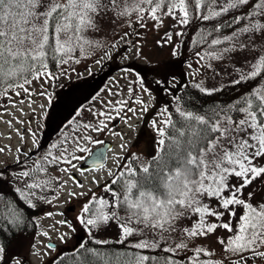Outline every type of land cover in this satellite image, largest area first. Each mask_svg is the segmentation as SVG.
<instances>
[{
	"label": "snow or ice",
	"instance_id": "obj_1",
	"mask_svg": "<svg viewBox=\"0 0 264 264\" xmlns=\"http://www.w3.org/2000/svg\"><path fill=\"white\" fill-rule=\"evenodd\" d=\"M248 4L249 0H220L219 4L217 0H136L132 11L141 21L144 19L142 14H150L157 26L163 23V16H175L176 23L187 25L193 15L190 9L207 21ZM119 7L117 0H0V88H3V94L7 95L8 90L14 88L27 92L25 85L31 83L29 77L54 78L48 71L49 56L61 63H68L78 47L83 50L84 45L89 43L82 35L86 29L100 31V21L109 11L116 15L129 14L127 8L117 12ZM201 9L210 14H205ZM255 9L246 16L234 17V22L239 24L249 17L264 16V0H259ZM213 31L219 33L220 26ZM241 35L246 42L240 40ZM166 37L165 43L171 41L170 34L166 33ZM206 43L210 46L227 43L228 46L205 50L203 54L197 52L201 61L205 57L219 61L226 55L252 51L258 45L264 47V23L250 20L231 34L214 37ZM252 61L248 63V71L242 72L239 79L232 81L233 84L258 77L264 79V54L256 52ZM206 66L212 70L211 63ZM151 71L159 73L162 70L153 68ZM137 78L143 85V78L138 74ZM156 83H169L167 75ZM195 87L208 95L220 90L215 87L203 88L199 83ZM137 103L143 105V101ZM126 104L125 100L117 101L110 112H101L99 116L111 119V112L119 115ZM127 111L135 112L136 109L129 107ZM167 111L165 109L161 115H166ZM176 112L180 117L179 127L170 116L162 124L152 122L159 136L157 154L152 160L140 163L139 158H133L127 160L125 165H118L116 173H109L113 177L111 184L105 185L112 199L96 197L85 204L78 218L80 223L91 234L92 230L101 231L115 222L120 237L116 244L134 250L159 249L171 254L164 264H177L173 258L175 253L188 245L181 241L162 248V241L168 243L164 233H175L177 222L194 217L191 227L182 229L183 236L207 237L222 228L231 235L226 239L220 238L219 244L223 250L239 256L233 264H250L256 258L264 260V163L259 162L264 159V85L253 89L226 109H214L200 115L177 107ZM231 113L242 118L233 119ZM105 126L103 119L99 120V125H81L85 130L91 128L97 132ZM79 140H91V137L81 136L73 141L74 150L88 151L80 146ZM59 148V144L51 145V149ZM77 159L81 157L72 155L66 147L58 155L48 150L43 156H38L33 166L17 174L24 187L15 188V192L31 208L36 207L33 199L51 203L43 193L52 180L41 179L40 174L47 173L48 166L62 162L75 167L73 160ZM2 175L0 173V178ZM116 184L119 185L118 189L113 187ZM242 193H246L244 198H241ZM211 200H215L214 205L206 202ZM13 205L14 202L6 199L0 189V216L14 230L22 231V209ZM235 206L241 207L239 216ZM120 210L124 211V216L120 215ZM226 215L228 219L224 220ZM207 217L214 218V221L210 222ZM60 239H65L63 234ZM95 243L108 245L110 242L96 240ZM47 247L52 249L55 245L49 243ZM76 250L93 254L96 251L85 243H81ZM193 252V255L182 258L185 264H222L220 260L199 259L201 255L211 257V251L195 248ZM245 253L251 255L246 256ZM6 255L7 247L0 241V264H4ZM156 259L155 255L121 252L112 254L104 264H153ZM7 264H22V261L8 257ZM84 264H94V261L85 256Z\"/></svg>",
	"mask_w": 264,
	"mask_h": 264
},
{
	"label": "rangeland",
	"instance_id": "obj_2",
	"mask_svg": "<svg viewBox=\"0 0 264 264\" xmlns=\"http://www.w3.org/2000/svg\"><path fill=\"white\" fill-rule=\"evenodd\" d=\"M217 2L219 4L220 0H217ZM117 3L120 5L116 10L117 12L127 8L129 14L116 15L109 11L103 17V20L100 21V31L86 29L82 33L85 40L89 43L84 45L83 50L78 47L74 52V57L77 58L79 66L85 65L100 54L101 57L98 61L92 64L94 67H99L106 59L116 61L122 50L127 47L126 43L128 42L123 44L121 42L131 41L127 51L124 52V60L127 61L137 56V59L143 64L153 60L162 61L166 65L164 76L167 75L169 81V83L163 84H169L165 96L171 98L174 90L179 88L181 81L185 79V70L201 87L219 89L233 80L239 79L242 72L248 71V63L252 61V56L256 52L259 51L264 54V47L258 45L252 51L244 50L239 55H226L223 60L219 61L209 60L207 57L201 61L195 56L182 67L173 54V49L179 37L177 33H181L180 29L182 27V25L175 22V16H163V23L159 26H157L156 21L152 20L151 16L143 24H140L137 13L132 11L136 0H117ZM252 20H260L264 23V16L256 15ZM231 32L226 35L231 34ZM166 33L172 37L168 43L164 42L167 39ZM240 40L246 42L243 35H241ZM109 45H111V52H105ZM226 46H228L227 43L219 45L217 49ZM209 63L212 64V70H209L206 66ZM162 93V90L148 91L145 88L141 89L137 83H134L132 76L124 68L113 73L101 95L102 108L104 112H110L117 101L125 100L127 104L119 115L111 112L113 118L109 119L108 116H104L106 124L103 127L105 128V137L100 143H103L104 139L113 142V149L109 152V162L103 167L81 169L80 163L83 161V158H81L75 162L73 161L75 167L67 165L65 167L68 169L67 171H59V175L62 178V195L54 205L52 212H50L52 215L49 216L47 214L43 219L42 231L39 234L34 251L31 253V260L35 264H39L42 260L50 257L60 245L72 242L76 228H80L82 225L78 218L82 214L85 204H88L91 199L96 197L112 199L111 194L106 192L104 188V182L111 176L110 172L114 173L123 154L131 148V145L133 146L135 138H142L141 142L137 143L133 149L135 155L139 157L152 155L147 139H150V141L155 139L157 131L150 120L155 110L162 104ZM48 94V88L44 86V82H38L35 88L26 93V95H17L7 103L4 112L0 115V149H3V151H0V162L9 158L14 160L19 157H25L34 148L39 136L42 114L49 102ZM137 101H143V105L137 103ZM129 107L136 109V111H127ZM156 118L162 124L163 120H161L160 116ZM158 120L156 122L159 124ZM121 145H124V147L121 148ZM91 149H88L87 155ZM259 162L264 163V159H260ZM245 194L242 193L241 198H244ZM206 202L212 205L215 204V200ZM235 207L239 216L241 207ZM120 215L124 216L125 213L120 212ZM194 219L192 217L183 220L182 223L177 222L176 232L171 234L164 233V239L168 243L162 241L161 244L168 247L183 241L188 247L179 249L177 251L179 253L190 252L194 254L193 250L195 248H203L212 252L213 255L211 257L201 255L199 257L201 261L213 259L220 260L222 264H233L234 261L239 259L237 254L223 250V246L219 244L220 238L226 239L231 235L222 228H218L215 233L207 237L188 238L183 236L182 229L191 227ZM207 219L210 222L214 221L212 217H207ZM223 219L227 220V215ZM62 221H67V223H61ZM235 222V218H233V225H235ZM85 228L86 232L90 234L89 229L86 226ZM45 232L48 233L47 236L44 235ZM62 234L65 237L63 241L60 239ZM90 235L101 240L120 238L119 229L115 222H111L101 231L92 230ZM148 235L151 238V235ZM49 241L57 243V246L49 249L47 247ZM245 255L250 256L251 254L245 253ZM250 264H264V260L256 258L251 260Z\"/></svg>",
	"mask_w": 264,
	"mask_h": 264
},
{
	"label": "trees",
	"instance_id": "obj_3",
	"mask_svg": "<svg viewBox=\"0 0 264 264\" xmlns=\"http://www.w3.org/2000/svg\"><path fill=\"white\" fill-rule=\"evenodd\" d=\"M258 2L259 0H249L248 5H240L238 8L230 9L228 13L207 21L201 19L199 15L195 14L193 9H190L193 15L190 16V22L187 25H182L180 29L183 34L179 35L173 49V52L175 51V58L179 60L183 67L189 60L197 56V52L202 53L205 50L217 49L219 45L210 46L206 41H210L214 37L221 38L234 29L249 23L253 17L241 20L239 24H236L233 18L236 16H246L248 13L255 12V4ZM200 11L205 12L204 9ZM205 14L210 13L205 12ZM142 15H144V19L140 20V23H144L147 17L150 16L148 13ZM216 26H220L219 33L213 31ZM208 33H212V35H208ZM129 42L131 43V41H124L121 44L126 43L128 47ZM127 47L122 50L118 60L111 61L106 59L102 67L99 69L90 68L89 71H87V64H90V62L79 66L74 53L72 54L73 58L66 64L59 62V60H54L50 55L47 61L48 71L53 74L54 78L41 77L40 79H34L29 77L31 83L25 85V88L28 89L27 92L21 88H14L9 89L7 95H4L3 88H0V112L13 97L17 96L16 92L24 96L30 90H33L38 82H44V86L48 88L49 92V102L43 111L39 137L35 147L23 158H18L7 165L0 163V173L3 174L2 178H0V189L3 190L6 199L14 202V207L18 206L19 209H22L24 215L22 231L14 230L12 226L7 225L4 217L0 216V229H2L0 231V241L7 247L4 264H7L8 257L19 258L22 264H35L30 258L31 248L41 231L42 216L52 210L60 195L62 178L59 175V171L67 167V164L62 162L59 165H50L48 166L47 173L40 174L41 179L47 180L51 178L52 180V183L43 193L51 203L33 199V203L36 204L35 208H31L15 192V188L20 187L23 189L24 187V182L18 178L17 174L24 168L33 166L38 156H43L48 150H52L54 155H58L66 147L72 155L83 158L87 154V151L74 150V138L79 139L81 136H90L91 140H79L81 147L90 149L105 137V128L102 127V130L97 132L91 128L85 130L81 125H99L100 119L105 121L104 116H99V113L104 112L101 104V95L114 69L124 67L132 76L134 83H137L141 89L145 88L148 91L162 90V104L155 110L150 121L158 120L157 116H160L161 120L167 119L170 116L174 122H177V127H179L180 121V117L176 112L177 107H180L184 111H192L203 115L214 109H226L228 106L236 104L239 99L248 95L253 89L264 85V79L258 77L254 80L242 81L240 84L230 82L219 88L220 90L208 95L195 87L197 84L196 80L193 77L191 78L185 70V79L181 81L180 87L174 90L170 98L169 96H165L169 84L159 85L156 83V81L163 79L166 65L162 61L154 60L143 64L137 59V56L121 64ZM107 51L111 52V45L105 50V52ZM100 57L101 54L97 55L95 59ZM153 68L161 69L162 71L159 73L151 71ZM137 74L140 78H143V85L140 83V79L137 78ZM165 109L168 110L167 114L162 116L161 113ZM231 115L233 119L242 118V116L238 117L236 113H231ZM159 124L161 123L159 122ZM141 139H134L133 146L131 145V148L123 154L119 165H125L127 160L133 158H139L140 163L152 160V157L157 154L158 133H156V138L152 141L147 139L152 155L146 158L137 157L133 152L134 147L137 143L141 142ZM54 143L60 145L59 150L51 149V145ZM73 161L75 162L76 160ZM118 170L117 166L115 173ZM112 179L113 177L111 176L105 182V185L111 184ZM113 187L118 189L119 185L116 184ZM93 200L94 198L90 202ZM120 212L124 213L123 210H120ZM96 240L86 232V228L82 224L76 231L71 243L63 245L59 252L43 260L40 264H84L85 256L91 257L94 264H104V261L110 258L112 254L121 252L126 254L135 252L155 255L157 259L153 264H164L165 259L171 255L159 249L151 251L128 249L123 245L116 244V238H107L106 240L110 242L108 245H97L95 243ZM81 243H85L87 247L95 249V254L85 253L83 250L77 251L76 249H78ZM161 247L164 248L165 246L161 244ZM190 255V252H176L173 258L177 261V264H185V260L182 258Z\"/></svg>",
	"mask_w": 264,
	"mask_h": 264
},
{
	"label": "water",
	"instance_id": "obj_4",
	"mask_svg": "<svg viewBox=\"0 0 264 264\" xmlns=\"http://www.w3.org/2000/svg\"><path fill=\"white\" fill-rule=\"evenodd\" d=\"M112 147L110 141H106L104 145H100L92 150L91 155L82 163V168L96 166L99 167L107 162V150ZM98 157L100 159H98Z\"/></svg>",
	"mask_w": 264,
	"mask_h": 264
}]
</instances>
